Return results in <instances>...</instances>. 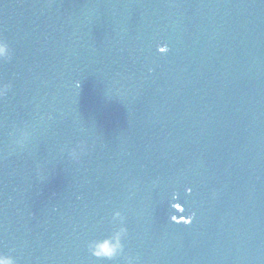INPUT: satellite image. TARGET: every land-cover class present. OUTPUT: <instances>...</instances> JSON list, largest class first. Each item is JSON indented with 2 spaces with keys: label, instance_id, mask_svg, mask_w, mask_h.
Listing matches in <instances>:
<instances>
[{
  "label": "water",
  "instance_id": "1",
  "mask_svg": "<svg viewBox=\"0 0 264 264\" xmlns=\"http://www.w3.org/2000/svg\"><path fill=\"white\" fill-rule=\"evenodd\" d=\"M0 39V252L264 264V0H0Z\"/></svg>",
  "mask_w": 264,
  "mask_h": 264
},
{
  "label": "clouds",
  "instance_id": "2",
  "mask_svg": "<svg viewBox=\"0 0 264 264\" xmlns=\"http://www.w3.org/2000/svg\"><path fill=\"white\" fill-rule=\"evenodd\" d=\"M159 51H165V48H160ZM12 58V53L9 47V44L4 40L0 39V61H9ZM10 83L0 82V97L6 95L10 90ZM24 134L22 133V136ZM21 146L24 144L23 140L17 141ZM88 151L87 144L84 141L77 143L74 147L69 149V156L71 159L78 161L80 157L86 154ZM189 191H191L189 189ZM175 199V197H174ZM171 219L174 222H179L176 216H172ZM113 220H118L120 226L107 238L102 240H93L89 243L88 248L93 256L97 258H106L108 260H113L119 256L123 250L124 245L122 244V238L127 235V229L124 227V217L119 211L113 213ZM180 220H184L183 217ZM184 222H190V218ZM128 264H132V258L128 257ZM0 264H16V260L11 255H6L3 252H0Z\"/></svg>",
  "mask_w": 264,
  "mask_h": 264
}]
</instances>
